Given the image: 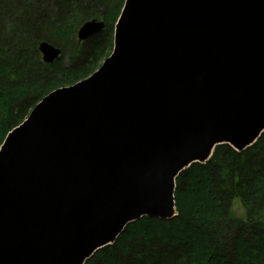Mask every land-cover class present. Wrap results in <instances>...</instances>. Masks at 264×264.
Returning a JSON list of instances; mask_svg holds the SVG:
<instances>
[{
    "label": "water",
    "instance_id": "obj_1",
    "mask_svg": "<svg viewBox=\"0 0 264 264\" xmlns=\"http://www.w3.org/2000/svg\"><path fill=\"white\" fill-rule=\"evenodd\" d=\"M263 134L264 0H126L103 66L0 148V264H86L132 223L178 216L177 179L218 146Z\"/></svg>",
    "mask_w": 264,
    "mask_h": 264
},
{
    "label": "trees",
    "instance_id": "obj_2",
    "mask_svg": "<svg viewBox=\"0 0 264 264\" xmlns=\"http://www.w3.org/2000/svg\"><path fill=\"white\" fill-rule=\"evenodd\" d=\"M125 2L0 0V148L46 96L99 68L114 49ZM48 3L57 7L55 17L44 14ZM90 20L105 21V31L76 43L80 26ZM42 42L60 47L61 57L44 63ZM68 53L77 55L70 66L63 59ZM236 204L242 215L235 214ZM176 207L171 220L132 223L86 264H264V134L242 153L218 146L207 164L181 174Z\"/></svg>",
    "mask_w": 264,
    "mask_h": 264
},
{
    "label": "rangeland",
    "instance_id": "obj_3",
    "mask_svg": "<svg viewBox=\"0 0 264 264\" xmlns=\"http://www.w3.org/2000/svg\"><path fill=\"white\" fill-rule=\"evenodd\" d=\"M36 1H37V0H36ZM34 2H35V1H34ZM34 2H33V3H34ZM33 3H32V4H33ZM35 3H36V2H35ZM34 5H35V7H36V6H38L39 4L36 3V4H34ZM42 7H43V10H44V11H43L44 14H47V15L50 14V15H49L50 17H51V16H52V17H55L56 14L58 13V9H57V7L55 6V4H53V3H48V5H47V4H44ZM33 9H34V8H33ZM119 18H120V17H119ZM90 21H93V20H90ZM102 21H103V20H101L100 22H102ZM103 22H105V21H103ZM85 23H86V22H85ZM85 23H83V24L80 26V28H81ZM116 24H117V23H116ZM116 24H115V25H116ZM80 28H79V30H80ZM105 28H106V26H105ZM105 28L103 29V31H105ZM79 30H78V32H77V40H76V43H79V39H78V33H79ZM103 31H102V32H103ZM96 35H97V34H96ZM96 35H95V36H96ZM98 35H99V33H98ZM114 35H115V26H114ZM114 35H113V41H114ZM93 37H94V36H93ZM91 38H92V37H91ZM88 40H89V39H88ZM84 42H86V41H84ZM84 42H82V43H84ZM113 44H114V42H113ZM52 45H53V44H52ZM54 46H55V47H58V46H56V45H54ZM58 48H60V47H58ZM113 51H114V49L110 52V54H109L108 57L106 56L104 59H101V61H100V66H99V68H98L96 71H98V70L103 66V64L106 62V60L112 55ZM66 55H67V56H65V58H63V59H64V61L67 59V60L65 61V64L70 66V65L74 62V58H75L77 55H76L74 58L72 57V55H69V53L66 54ZM96 71H95V72H96ZM95 72H94V73H95ZM94 73H93V74H94ZM91 75H92V74H91ZM91 75H90V76H91ZM90 76H88V77H90ZM88 77H87V78H88ZM87 78H85V79H87ZM85 79H83V80H85ZM83 80H81V81H83ZM81 81H79V82H81ZM77 83H78V82H77ZM77 83H76V84H77ZM74 85H75V84H74ZM72 86H73V85H72ZM67 87H71V86H67ZM63 88H65V87H63ZM60 89H61V88H60ZM38 104H39V103H38ZM36 106H37V105H36ZM36 106H35V107H36ZM35 107H34V108H35ZM34 108H33V109H34ZM33 109H32V111H33ZM32 111H31V112H32ZM31 112H30V114H31ZM29 116H30V115H29ZM27 119H28V118H27ZM177 212H178V211H177ZM234 212H235V214H238V215H242V214L244 213V212H243V209L240 207L239 204H236V205H235V211H234ZM231 236H232V235L229 234V235H227V238H226V240H228L229 243L231 242V240H230V239H231ZM229 245L231 246V244H229ZM231 247H232V246H231Z\"/></svg>",
    "mask_w": 264,
    "mask_h": 264
}]
</instances>
